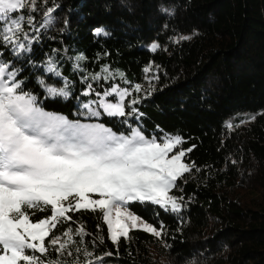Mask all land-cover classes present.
Listing matches in <instances>:
<instances>
[{
  "label": "trees",
  "instance_id": "16d2710c",
  "mask_svg": "<svg viewBox=\"0 0 264 264\" xmlns=\"http://www.w3.org/2000/svg\"><path fill=\"white\" fill-rule=\"evenodd\" d=\"M49 8L54 9L50 17ZM20 14L25 20L33 17L24 25L31 51L18 57L11 45L0 44V60L20 70L17 80L44 110L98 120L116 132L135 125L146 136H180L183 149L195 146L184 162L196 168L171 190L183 197L179 213L151 203L128 205L133 214L162 227L160 237L132 229L129 238L113 244L101 213L72 212L73 220L54 234L82 224L90 235L74 237L78 243L67 250L71 256L50 248L44 259L61 264H99L97 257L104 264H264V0H37L36 11ZM98 28L108 35H95ZM181 36L191 38L175 42ZM153 44L160 47L152 51ZM49 61L60 76L46 71ZM105 66L123 78L105 79ZM148 67L151 71L145 72ZM96 74L98 81L91 79ZM65 78L67 99L49 97L38 82L60 88ZM88 84L95 91L85 96ZM137 84L141 92L133 91ZM112 85L140 100L135 105L143 113L139 119L122 123L124 117L80 115L84 100ZM247 115L246 122L239 121ZM49 215L35 211L31 219ZM83 249L93 255L85 256Z\"/></svg>",
  "mask_w": 264,
  "mask_h": 264
},
{
  "label": "snow or ice",
  "instance_id": "6c2138e0",
  "mask_svg": "<svg viewBox=\"0 0 264 264\" xmlns=\"http://www.w3.org/2000/svg\"><path fill=\"white\" fill-rule=\"evenodd\" d=\"M36 4L37 0H0V44L11 45L18 57L30 52L32 43L24 25L31 24L33 17L25 20L20 13L36 11ZM52 11L48 9L49 17ZM95 35L108 33L98 28ZM190 38L181 36L175 42ZM159 47L153 44L152 51ZM9 69L10 64L0 60V264H61L44 259L49 249L71 256L72 252L67 250L78 243L74 237L82 240L90 235L82 224L75 229L69 224L61 235L54 234L58 226L73 220L69 215L72 212L101 213L113 244L129 238L130 230L137 228L160 237L162 227L158 230L144 222L129 211L128 205L151 203L179 213L183 197L170 192L179 187L178 180H186L185 174L196 168L194 162H184L195 146L183 149L185 141L180 136L165 135L158 142L155 136L149 139L139 127L131 125L130 134L118 135L103 123L73 121L45 111L35 95L23 90V81L17 80L20 70ZM46 71L61 75L52 61ZM102 71L107 73L105 79L114 75L123 78V73L113 74L107 66ZM150 71L151 67L145 68V72ZM91 79L98 81L101 76L96 74ZM38 82L49 97L67 99L70 95L66 78L60 88L46 85L43 79ZM142 90L139 84L133 89ZM94 91L88 84L83 95ZM96 95L100 98L84 103L86 111L80 115L98 119L102 114L99 109H103L109 117H124L122 123H128L129 117L139 119L143 115L135 107L140 103L136 98L131 99L129 111H125V98L132 95L127 88L113 86L103 96ZM113 95L119 98L118 102L107 101ZM227 126L233 127L231 123ZM92 194L99 198L93 199ZM35 211H50L51 215L34 223L31 216ZM98 239L100 244L104 243L102 236ZM75 251L81 249L77 247ZM83 252L85 256L93 255L87 249ZM96 259L104 264L103 257Z\"/></svg>",
  "mask_w": 264,
  "mask_h": 264
},
{
  "label": "rangeland",
  "instance_id": "374dc122",
  "mask_svg": "<svg viewBox=\"0 0 264 264\" xmlns=\"http://www.w3.org/2000/svg\"><path fill=\"white\" fill-rule=\"evenodd\" d=\"M9 70H11V69H9ZM113 86H117V85H112V86H110L109 88H107L105 91H111V87H113ZM121 89H124V88H122V87H120ZM105 91H103L100 95L101 96H103V93L105 92ZM100 97H92L91 98V100H98ZM133 98H135L133 95L132 96H129V97H126L125 98V111L127 112V111H129V108H128V105L130 104V101H131V99H133ZM107 99V101L108 102H112V103H115V102H118V97L117 96H115V95H113V96H109V97H107L106 98ZM87 102H89V100H84L83 101V103H82V105L84 104V103H87ZM82 105H81V107H82ZM83 108V107H82ZM128 109V110H127ZM100 111H101V113L102 114H104L103 113V109H99ZM45 111H48V110H45ZM86 110L84 109V111L83 112H85ZM49 112H52V111H49ZM56 113V112H55ZM60 114V113H59ZM62 115H64V114H62ZM104 115H106V114H104ZM65 116V115H64ZM68 118V117H67ZM248 118H250V116L249 115H247V116H245V117H240V122H241V120H243L242 122L244 123V122H246V119H248ZM69 120H80V119H71V118H68ZM81 122H84V123H101V122H99L98 120H80ZM106 126V125H105ZM106 127H108V126H106ZM132 127H137V126H135V125H132ZM110 128V127H109ZM114 132H116V131H114ZM130 132H131V128L129 129V131L128 132H116L118 135L119 134H125V135H128V134H130ZM145 135V134H144ZM146 136V135H145ZM154 135H151V136H146L147 138H149V139H151L152 137H153ZM165 135H159L158 137H156L157 138V140H158V142H162V139H163V137H164ZM168 136V135H167ZM174 151H179V149H176V150H174ZM172 154H174V153H170L169 155L171 156ZM186 163V162H185ZM170 195H172L171 194V192H170ZM92 198L93 199H98L99 197H98V195H96V194H92ZM130 211V210H129ZM51 214V213H50ZM113 215H114V213H113ZM41 219H44V218H41ZM40 219H38V220H36V221H32V222H38ZM143 220V219H142ZM144 221V220H143ZM144 222H146V221H144ZM106 228H107V225H106ZM137 229H140V228H137ZM107 234H108V231H107ZM108 237H109V235H108ZM110 239V238H109ZM37 255H39V254H37Z\"/></svg>",
  "mask_w": 264,
  "mask_h": 264
}]
</instances>
